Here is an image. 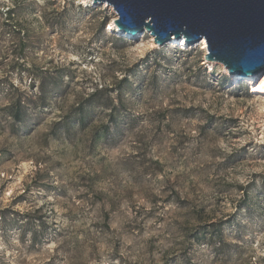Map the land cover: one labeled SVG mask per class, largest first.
<instances>
[{"label":"rangeland","instance_id":"obj_1","mask_svg":"<svg viewBox=\"0 0 264 264\" xmlns=\"http://www.w3.org/2000/svg\"><path fill=\"white\" fill-rule=\"evenodd\" d=\"M92 6L0 0V264H264V99Z\"/></svg>","mask_w":264,"mask_h":264},{"label":"water","instance_id":"obj_2","mask_svg":"<svg viewBox=\"0 0 264 264\" xmlns=\"http://www.w3.org/2000/svg\"><path fill=\"white\" fill-rule=\"evenodd\" d=\"M90 2L114 11L113 25L126 39L147 33L160 48L183 40L185 50L204 42L206 64L222 65L227 83L264 77V0Z\"/></svg>","mask_w":264,"mask_h":264},{"label":"bare ground","instance_id":"obj_3","mask_svg":"<svg viewBox=\"0 0 264 264\" xmlns=\"http://www.w3.org/2000/svg\"><path fill=\"white\" fill-rule=\"evenodd\" d=\"M82 1L85 4L90 3V0H82ZM111 26L113 27V24H111ZM110 29H111V27H109V30ZM133 38H137V36H134ZM169 44L170 45H175L173 40L170 41ZM176 45H178V46L183 48L184 43H181V41H178V43ZM201 45L203 46L204 49L206 48L204 42H202ZM224 72L226 74V71H224ZM246 82H248V84L250 86V89H251L250 91H251L252 94H255L256 96L264 99V89L261 88V85H264V77L261 78L260 80H257V78L255 76H253L250 81L246 80Z\"/></svg>","mask_w":264,"mask_h":264},{"label":"trees","instance_id":"obj_4","mask_svg":"<svg viewBox=\"0 0 264 264\" xmlns=\"http://www.w3.org/2000/svg\"><path fill=\"white\" fill-rule=\"evenodd\" d=\"M6 14L9 16L11 14V11H7ZM25 106V102H23L21 99H18L14 102L12 105V109H14V118L19 119V116L22 114V108Z\"/></svg>","mask_w":264,"mask_h":264},{"label":"snow or ice","instance_id":"obj_5","mask_svg":"<svg viewBox=\"0 0 264 264\" xmlns=\"http://www.w3.org/2000/svg\"><path fill=\"white\" fill-rule=\"evenodd\" d=\"M173 39H175V37H173ZM181 43H184V41L181 40ZM261 88L264 89V85H261Z\"/></svg>","mask_w":264,"mask_h":264}]
</instances>
